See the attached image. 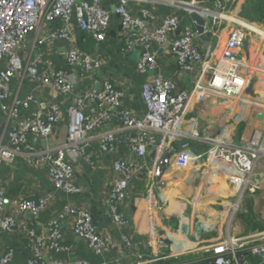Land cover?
I'll list each match as a JSON object with an SVG mask.
<instances>
[{"label": "crops", "instance_id": "crops-1", "mask_svg": "<svg viewBox=\"0 0 264 264\" xmlns=\"http://www.w3.org/2000/svg\"><path fill=\"white\" fill-rule=\"evenodd\" d=\"M119 1L102 0V4L113 10ZM254 5H264V0H233L226 3L220 19L214 21L212 17H206L211 31L197 39L206 63H212L222 55L232 28L244 27L247 35L238 56L247 85L252 81L251 91L247 92L246 85L244 99L210 92L201 101L194 95L186 106L182 123L184 133L190 134L197 129L201 138L206 135L218 136L227 131L233 142L241 144L242 135L250 136L255 128H264V110L254 104L264 103V22ZM127 7L137 16L141 15L143 9L152 12L155 16L151 22L152 27L160 25L165 17L176 15L184 28L195 27L191 10L214 8V0H129ZM60 26V21L44 23L39 30L29 34L23 46V55L25 58L38 60L41 72L63 69L74 73L76 78L73 92L60 94L51 87L28 78L16 77L11 83L13 95L25 97L34 94L46 104L59 105L62 111L57 131L52 137L37 140L31 138L42 150L56 148L66 142L69 106L80 92L90 88L98 89L107 79H111L124 91L123 105L141 116L147 112L142 85L151 75L163 74L175 84L177 91L192 89L199 79L206 82L209 78L208 70L202 73L205 69L202 65L195 73H181L168 46L154 49L158 60L155 72H140L137 64L142 47L135 42L133 50H123L129 41L136 40V36L122 31L120 17L115 13H112L110 28L104 41H98L78 25L73 28L74 44L99 57L103 63L101 69L87 73L80 66L68 63L67 51L71 43L51 36ZM245 100H249L247 104L244 103ZM87 112L95 114L96 109L90 106ZM0 121L5 124L7 122L1 112ZM110 130L121 136L118 149L113 154L104 153L100 147L102 132ZM129 132L131 131L123 128L119 117L115 116L91 137L87 149L91 161L81 155H70L76 171L75 182L81 188L77 193L56 189L46 167L33 166L23 156L19 155L16 160L4 162L0 166V184L5 190L7 211L14 212L17 201L22 197L38 199L52 194V201L39 215L16 214L15 230L11 233L0 231V253L12 252V259L8 264H27L32 255V240L23 226L35 228L38 234H48L50 221L59 215L67 203L87 209L98 232L112 237L113 245L105 254H96L88 247L85 239L74 234L75 218L67 216L61 221L59 230L62 243L72 248L58 252L47 251L44 255L46 260L80 259L87 264H136L138 256L145 259L159 256L152 264H206L209 258V253L204 248L206 245L259 229L245 225L235 215V208L238 206L235 207L234 193L227 187L230 184L224 175V165L220 161L206 162L208 144L200 138L189 136L168 143L164 149H149L147 161L149 166L157 162V171L167 155H171L162 180L156 179L157 205L149 198V179L139 173L131 183L128 199L121 205L130 219V225L123 230L119 228L113 222L107 198L116 179L114 160L135 159L127 141ZM186 142L190 144L189 152L193 158L187 165L180 166L177 165L176 158ZM123 231L133 240L131 250L124 244ZM155 237H162L166 244L157 245L153 242Z\"/></svg>", "mask_w": 264, "mask_h": 264}, {"label": "built area", "instance_id": "built-area-1", "mask_svg": "<svg viewBox=\"0 0 264 264\" xmlns=\"http://www.w3.org/2000/svg\"><path fill=\"white\" fill-rule=\"evenodd\" d=\"M128 1L120 0L113 10H109L102 4V0H0V112L7 121L6 124L0 121V166L4 162L16 160L19 155L23 156L33 166L46 167L56 189L77 193L81 188L75 182L76 171L70 155L74 153L91 161L87 153L91 137L113 117L118 116L123 128L131 131L127 141L135 155L133 160H114L116 179L107 198L113 222L122 230L129 227L130 219L121 205L128 199L131 183L139 173L149 179V198L157 205L155 187L158 163L149 166V149H164L168 143L183 136L200 138L197 129L190 134L182 130L189 100L197 95L203 101L210 92L244 99L247 85L238 56L247 35L244 27L234 26L222 55L216 61L206 63L197 39L211 31L207 20L202 35L198 34L196 27L182 28L181 19L176 15L167 16L160 25L152 27L151 22L155 19L153 13L143 9L140 16L134 15L128 10ZM230 1L233 0H214V8H199L196 11L205 19L212 17L215 21L222 17V10ZM112 13L120 17L124 33L136 36V40L129 41L123 50H133L135 42L142 47L137 64L140 72H155L158 60L154 49L168 46L181 73H195L202 65L206 69L202 73L208 70L209 78L206 82L199 79L192 89L177 91L175 84L163 74L151 75L142 85L147 112L141 116L123 105L124 91L111 79H107L98 89L90 88L80 92L69 106L66 142L56 148H38L31 138L37 140L52 137L57 131L62 111L59 105L46 104L34 94L25 97L13 95V79L28 78L66 95L73 92L76 75L63 69L41 72L38 60L23 55V46L29 34L39 30L44 23L60 21L61 26L51 36L71 43L67 51L68 63L80 66L87 73L95 72L102 68V60L74 44L73 28L78 25L98 41H104ZM193 24L196 26V21ZM254 104L264 110V103ZM90 106L95 107V114L87 112ZM229 134L225 131L218 136L206 135L200 138L208 144L206 162L220 161L225 166L222 168L226 171L227 179L235 187H242L241 192L260 191L264 187V128H255L250 136L242 135L241 144L233 142ZM120 141L119 134L113 130L105 131L100 137V147L104 153L113 154ZM189 147L188 142L183 145L176 158L177 165H187L193 158ZM51 201L52 194L38 199L22 197L17 201L14 212L7 211L5 190L0 184V231L13 232L17 227L16 214L31 213L37 216ZM67 216L75 218L74 234L85 239L93 252L102 255L110 250L113 238L98 232L90 212L67 203L59 215L50 221L48 234H38L35 228L23 226L32 240V255L27 264H87L80 259H45L47 251L71 250V246L62 243L59 230L61 221ZM122 239L131 250L133 240L126 231L122 232ZM153 242L159 246L166 244L162 237L153 238ZM204 248L209 253L206 264H264V229H256L243 236H229ZM158 258L145 259L138 256L136 264H152ZM11 259L12 252L0 253V264H8Z\"/></svg>", "mask_w": 264, "mask_h": 264}, {"label": "rangeland", "instance_id": "rangeland-1", "mask_svg": "<svg viewBox=\"0 0 264 264\" xmlns=\"http://www.w3.org/2000/svg\"><path fill=\"white\" fill-rule=\"evenodd\" d=\"M225 175V173H224ZM226 177V175H225ZM230 185L227 187L229 191L233 192L234 203L238 207L235 208V215L245 225L250 227L263 228L264 227V187L258 192L251 193L241 192L242 187H235L230 180Z\"/></svg>", "mask_w": 264, "mask_h": 264}, {"label": "water", "instance_id": "water-1", "mask_svg": "<svg viewBox=\"0 0 264 264\" xmlns=\"http://www.w3.org/2000/svg\"><path fill=\"white\" fill-rule=\"evenodd\" d=\"M190 14H191L193 20L196 21V26L195 27H196V30H197L198 34L202 35L204 33V26L206 24L205 17L202 16L200 13H198L196 10H191ZM251 88H252V81L249 82L248 85H247V89L246 90H247L248 93L251 91ZM261 117H262V115H260V118ZM170 157H171V155L168 154L167 158L164 159V162L162 163L161 167L157 171V178H158L159 181L162 180L163 174L167 170L168 165L170 164Z\"/></svg>", "mask_w": 264, "mask_h": 264}, {"label": "trees", "instance_id": "trees-1", "mask_svg": "<svg viewBox=\"0 0 264 264\" xmlns=\"http://www.w3.org/2000/svg\"><path fill=\"white\" fill-rule=\"evenodd\" d=\"M255 10L261 14V21L264 22V5H254ZM262 229V228H260ZM264 229V228H263Z\"/></svg>", "mask_w": 264, "mask_h": 264}, {"label": "bare ground", "instance_id": "bare-ground-1", "mask_svg": "<svg viewBox=\"0 0 264 264\" xmlns=\"http://www.w3.org/2000/svg\"><path fill=\"white\" fill-rule=\"evenodd\" d=\"M235 207H237V205Z\"/></svg>", "mask_w": 264, "mask_h": 264}]
</instances>
